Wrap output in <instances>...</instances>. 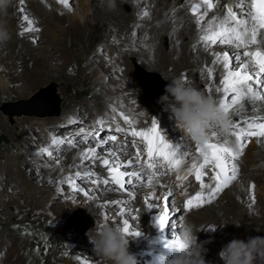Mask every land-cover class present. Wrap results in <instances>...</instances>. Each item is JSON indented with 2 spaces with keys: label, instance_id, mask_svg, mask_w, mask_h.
Listing matches in <instances>:
<instances>
[{
  "label": "rangeland",
  "instance_id": "1",
  "mask_svg": "<svg viewBox=\"0 0 264 264\" xmlns=\"http://www.w3.org/2000/svg\"><path fill=\"white\" fill-rule=\"evenodd\" d=\"M43 1L46 7H54L53 11L55 14L48 18L47 14L43 12L42 7L44 6L41 3L36 5L27 2L26 7L31 11L32 19L39 21L35 24L39 31L28 32L23 36L19 35V32L22 23L27 26L26 22L21 20L24 13H21L15 5L9 9L14 21L12 25L14 29L11 28L13 31L9 29L15 37L6 44L0 45V54L2 53L1 47H5L8 52L10 50L9 54L14 58L13 62H3L4 70L0 72L4 77H7L9 83L3 91L0 90V148L8 152L24 150L22 140L27 138V135L22 138L18 136L19 130H21L20 127L24 126L27 134L31 135L34 146L29 147V152L22 153L21 157L23 158L18 160L21 163L26 158H31L33 152L38 151L35 145L46 140L45 134L50 135V138L56 136L50 130L51 124H55L56 129L73 128L71 122L63 120L67 111L73 112L77 117V122L80 123L77 126V132L81 128L86 131L93 129L92 125L95 124L96 118L102 116V114L99 110L94 112V115L86 114L84 108L88 104L87 102L94 99L98 94H109L110 89L119 86L126 87V83L120 82V75L123 72L129 73L131 81L135 85L134 91L137 92L138 98L143 102H157V99L161 96L158 92L164 89L165 78H167V81L171 80L164 70L159 69V66V68L151 67L146 57L142 56L146 54V42L144 39L147 36V32L143 33V31L138 29V17L141 11L135 7L133 0H129L127 3L125 0H116V8L110 10L107 14L94 13L97 7L95 5L96 2L105 8L107 7V4L101 3L102 0H87L90 4V10L89 13L85 12V15H89V18L85 20L87 23L85 22L80 27H76V29L69 23V18L60 13L64 11V6L61 3L58 2L55 6L52 0ZM120 11L127 16L126 20L133 11H136L135 17L129 26H127L128 20L125 24L119 21ZM40 17H43L42 21H40ZM6 18L10 17L7 16ZM133 33H135V37ZM33 37L37 38V42L33 43ZM52 37L56 39H52ZM122 39L128 40L125 50L120 46ZM162 45L164 48L168 47L169 41L166 37L162 39ZM112 60L119 62L120 66L112 67ZM138 69L144 75L146 90H144V85L141 84V80L135 74ZM51 88L54 89L60 100L57 113L48 112L50 105L46 99V92L37 96L42 90ZM148 94L157 95L151 97ZM114 98V102L111 103L105 99L106 102L104 103L118 107L120 97L115 95ZM122 99L125 100L126 97ZM142 106L146 108L148 105L143 104ZM81 115L82 118L79 119ZM24 118H27V123L23 122L22 119ZM111 118L113 119V117L104 118L108 121L105 125L113 124ZM111 132L117 133L115 129ZM48 142L50 144V139ZM65 147L69 154L66 153L64 161L60 160L59 163H56V156H53L52 160L45 154L43 157L31 160L32 163L30 162V166L26 169V174L30 177V181L44 188V191L47 192L43 199L39 197L41 202L36 206H32L29 204V200H24L23 198H21V201H9L10 196L14 197L12 194L15 190L14 183L8 177L7 166L5 167L6 169L0 171V199L8 197L9 201L6 207L0 206V230L3 228L9 229L17 237L21 238L22 243L13 252L5 248L0 255V264H101L100 261L102 259L95 255L92 250L93 246L86 235L90 228H94L104 222L115 223L123 227V221L127 219L129 221V231H135L138 226L143 225L145 220L139 216H127L126 213L135 208L149 209L146 200L154 205L153 209H150V220L148 219L149 217L147 218L148 225L156 224L157 214L155 213H157L159 207L161 209L159 210L160 212L158 211V217L160 213V217L164 216L162 212L165 214L166 204H170L172 211L178 212V210H181L182 203L179 202V194L182 191L177 190L181 189L179 188L180 185L173 180L170 181L168 189H172L173 195L171 198L173 197L175 200L173 198L167 201L164 199L162 206L160 197L164 198L165 195H160V192L157 191L155 197L151 196L153 191L146 190L147 184L145 180L143 181V186H141L140 181H135L128 185L124 192L118 193L106 192L100 190V187L94 188L92 184L83 183L76 178L79 188L85 191L91 190L92 192L90 191L89 197H85L84 192L79 189L73 192L70 185L61 183V180L66 176L74 177V173L77 170L81 171L82 174L92 171L94 166L91 161H85L84 165L77 168L81 164L80 159L76 160V155L71 151V148H68L67 145ZM102 155L107 156L103 152ZM123 159L126 162L128 158L125 159L123 157ZM4 162L10 163L11 161L7 159ZM42 164H47V166L37 167V165ZM59 167L66 169L61 176L57 174ZM131 170L132 168L129 167L128 171ZM37 172H39V175H37ZM95 174L94 179L108 178V172L106 171ZM53 176L54 179L52 178ZM49 181H54V183ZM184 183H187L184 186L191 193H193V190L195 192L196 185L198 186L194 176H191ZM232 183H235V180ZM110 186L112 185L108 187ZM238 186V189H240V185ZM149 187H152L153 190L155 189L154 185ZM126 190L131 191L130 195H126ZM176 196L178 199H176ZM252 196H255L254 200ZM252 196H249L251 201L247 209L239 210L236 206H230V213L228 212L226 215L227 218L235 216L234 218L239 220V230L244 232L246 238L257 235L264 236V187L260 188L258 185L253 188ZM124 198L126 199V204L124 203ZM115 200L122 201V203L114 206L112 201ZM120 205H125V214L118 216L116 213L121 208ZM251 208L253 209L251 210ZM172 211L167 209V217L171 216L173 218L169 220L173 222L171 227L165 225L162 230L156 225L158 234L160 232L164 236L169 233L173 235V233L177 232V229L179 232L183 218H180L179 222L176 215L177 212ZM153 215L156 216L155 219ZM175 215L176 219L174 218ZM105 216L108 217V220L104 219ZM80 218H90V224L84 231L79 228L78 222ZM227 222H229L228 219ZM143 233L141 236L128 235L129 252L132 255L142 249L145 250L147 248L146 242L154 238L150 230H146ZM210 237L225 241L223 244L227 242L218 233H212ZM25 241L28 243L26 245L27 250L23 249ZM150 252L154 258L158 255H167L169 253L167 250ZM142 264L145 263L142 262Z\"/></svg>",
  "mask_w": 264,
  "mask_h": 264
},
{
  "label": "bare ground",
  "instance_id": "2",
  "mask_svg": "<svg viewBox=\"0 0 264 264\" xmlns=\"http://www.w3.org/2000/svg\"><path fill=\"white\" fill-rule=\"evenodd\" d=\"M52 1L54 2L55 6L58 2L61 3L60 0H52ZM133 1L135 4V7L137 9H140L141 13L145 10L149 12V17H145L142 20L139 19V23H138L139 25L138 29L143 31V33L147 32V36L144 39L146 42V45H145L146 54L142 56L146 57V60L149 63V65L151 67L159 66L160 68L159 67L158 68L164 70L165 73L171 79L173 77L181 76V74L183 73L186 76L185 81L187 83L199 88L206 95L211 96L214 99V101L217 103L219 97H218V94L215 92V88L220 86L219 81L220 79H222V75H221L222 68L219 66L216 67L213 71V75L211 78H209L208 72L206 69L207 67L212 66L213 60L215 59L213 55L214 53H219L222 55L223 51H229V49L225 45H215L206 50L203 47V45H200L198 43L199 36L202 35L203 33H201L198 30L197 25L195 23V19H196V15L202 14L206 9V5L203 4V0H133ZM27 2H31L32 4H36V5L37 3H41V5L44 6L42 7L43 12L47 14L48 18H51V15L55 14V12L53 11L54 7L53 6L46 7V5H44L43 0H24L23 5L20 4V0H14V5L18 8V10L21 7H23L25 9V13L31 19H32V16L30 13L31 11H29V9H27L28 7H26ZM211 2L213 3L215 7L211 11L208 12L207 16L204 17V20L201 22L202 27L206 28L208 26L207 22L211 20L213 17H218L222 19L226 15V8L224 7L225 5L233 6L234 11H237L239 15L240 10L234 7L235 3H237L238 0H211ZM250 3H251V0H245L246 5H250ZM102 4L106 5L107 4L106 0H104ZM196 4H199L201 7H200L199 12L194 15L191 11V8L193 5H196ZM61 5L64 6V11L60 13H63V15L69 18L68 19L69 23L75 29L76 27L78 28L82 24H84L86 22L85 21L86 18H89V15L87 16L85 15L86 13H89V10H90L89 9L90 4L88 3L87 0H68L67 7L63 3H61ZM95 5L97 7L95 8L94 13L107 14L110 11L107 7L105 8L104 6H101V4L97 2L95 3ZM249 10L250 9L248 7L244 9L245 12ZM135 14H136V11H133L129 15V18L127 19L128 20L127 26L130 25V22L135 17ZM11 15L12 14L9 12L8 16L10 18H6L8 27L10 29L13 28L12 25L14 24V21L12 20ZM40 18H41L40 21H42L43 17H40ZM126 18L127 16L122 14V12L120 11L119 21L125 24L127 23ZM245 18L247 19V17ZM123 23H122V26H123ZM213 27L215 28V25H213ZM261 31L264 32V30H261ZM13 37L15 36H13L12 34V39H14ZM164 37H166L169 41V45L167 48H164L162 45V39ZM54 38L55 37H52V39ZM127 41L128 40L126 39H122L120 41V46L124 50L126 49L128 45ZM252 47L254 48L256 46H252ZM259 47H261V49L264 50V43H261ZM1 50H2V53L0 54V72L4 70L3 62H8V61L13 62V59H14L12 58L13 56L9 54L10 50L8 52V50H6L5 47H1ZM111 65L112 67L120 66V63L117 62L116 60H112ZM120 82L126 83V87L119 86V87H116L117 89L116 88L110 89L109 94H98L94 99H91L90 101H88L87 102L88 104L84 108L85 113L90 114V115H94V112H96L97 110L101 112L102 116L96 118V121L98 119H102V118L107 119V118L115 116V119L111 118L113 120L112 121L113 124L111 125H103V126L97 125V124L92 125V128H97V129L101 127L104 128V130L101 132V136L104 139H107L111 135L117 136V143L110 142L109 145L105 146V150L103 151L100 148H97V152L99 154L102 155V152L107 154V149L109 148H111L113 151H118L121 147H126L127 152L124 155L125 159L135 155L136 149L131 146L132 138L130 136L125 137L123 133L114 134L111 132L112 130L116 128L117 125H119L120 127L128 128V125L125 124L122 116L120 115L121 113H123L129 117V119L133 122L132 126L135 127L137 130H143L146 127L150 128L151 127L150 121L153 118L157 119L159 126L161 128L162 134L165 135L166 138H171L172 140H179L180 143L185 146V149L190 152V154H193L199 158V153L196 152V142L192 141L182 130H180L172 121H170L168 114L162 110V107L160 104H158L155 101L143 102L142 100L138 98L139 95L137 94V92L134 91L135 85L134 83H132L129 73L123 72V74L120 75ZM8 85L9 83H8L7 77H4L0 73V90L3 91L4 88H6ZM209 86H211V88L213 89L211 93L207 91V88ZM115 95H118L120 97L118 107L116 106L114 107V105L111 106L110 104L104 103L106 102L105 99H107V101H110L111 103L114 102ZM123 97H126V99L125 100L122 99ZM143 104H147L148 106L144 108L142 106ZM258 104H259L258 111H253L250 107L246 105V111L239 115H235L230 112L229 113L230 120L233 122H239L245 118H251L254 116L264 117V101L258 102ZM113 108H115V113L113 112ZM81 118H82V115L79 117V119ZM76 119L77 117L74 115L73 112L67 111L66 116L64 117L63 120L70 122L71 120L77 121ZM22 120L25 123L27 121V118H24ZM261 122H264V121H257V123H261ZM71 124H73V128H69V129H63V128L56 129L55 128L56 125L51 124L50 130L54 132L56 137H59V138L67 137L70 134L73 138H76L75 134L77 133V130H78L77 126H79L80 123L76 122V123H71ZM20 128L21 130H19L18 136L22 138L24 135H27V138L22 140V143H23L22 146L24 147V150L8 152L0 148V171L6 169L5 167L7 166L8 177L11 178L14 183L15 190L12 192L14 197L10 196L9 201L11 200H14L15 202L18 200L21 201V198H23L24 200L25 199L29 200L30 201L29 204H31L32 206H36L41 202V199L39 197L43 199L47 195V192L44 191V188L36 184H33V182L30 181V177H28V175L26 174V169L28 168V166H30L29 163L31 162V160H35L36 158H38L34 155V153L38 152L42 147L49 146L48 140L50 139V135L45 134L46 140L44 142H39L35 145V148L38 149V151L33 152L31 158H26V160H23V162L21 163V162H18V160L23 158L21 157L22 153L29 152L28 151L29 147H33L34 145H33V140L31 138V135L29 133L27 134L26 128L24 126ZM213 131L217 132L218 134L216 139L212 137ZM231 131L232 130L230 129L228 132H225V131H222L219 127L213 126L209 130L208 141L211 143H223L225 140H227L229 141V144H231L235 140V137L231 135ZM126 138L129 141L128 145H124L123 143ZM76 139H78L81 142H79L76 147L71 148V151L76 155V160H79L80 154L85 150V148L95 147L96 141L93 140L91 143L85 144L82 142L83 141L82 136ZM256 139L257 138L255 137L248 138L244 153L240 156L238 161H236L239 171H238L237 178L235 179V183L231 182L227 186V188H225L223 191L218 193L216 196V199L211 204H205L204 206L200 208H191V209L185 208L184 207L185 202L189 199V197L194 196L197 191H201L199 187V181H197L198 183H196L198 184V186L196 185L195 192L193 190V193H191L190 191H188L189 189L186 190L185 188L186 186H184L185 184L187 185V183L177 181L174 174L171 176L164 177L162 179L161 183L165 184V187L163 188L154 183L153 184L155 188L154 190L152 189V187H149L150 185L147 184V180L145 179V182L147 184L146 190L149 189V191H156V192L159 191L160 195L162 194L165 195L168 190V187L170 186V181L173 180L175 181L176 184L179 183L178 185H180V187L179 186L178 187L181 189H177V190H180L182 192L181 193L176 192V193H180L179 202L182 203V207L180 208L181 210H178V212L176 211L177 212L176 215L178 216L179 222H180V218H183V221L185 218H187L188 220L192 221L195 225L198 226V228L200 229L199 232L197 233L199 240H205V239L211 238L210 235L212 233L220 234V236L226 239L227 242L233 238L246 239L244 232L242 230H239V227H236L235 225L231 224L233 222L240 223L239 220H237V218H234L235 216L231 218H227L226 215L230 211V206L231 207L236 206V208H239V210L247 209L251 201V199H249V196H252L253 188H255L258 185L260 186V188L264 187V143H257ZM261 140H264V137H262ZM62 147L66 148L65 146H62ZM205 151H209V150L205 149ZM68 152L69 151L66 150V151H62L59 153V158L61 161H64L66 153L69 154ZM7 159L11 162L5 163L4 161ZM51 159L53 160V158ZM55 162L54 164L56 165L57 162L56 163ZM189 164H190V161H189ZM93 166L94 168L92 171L95 173L99 174L105 171L107 172V169L101 164H99V162L93 164ZM64 170L66 169L63 167L62 168L59 167L57 170L58 172L57 174L61 176L62 173L65 172ZM191 176L195 177L194 174H192ZM66 177H69V176H66ZM52 178L54 179V176ZM102 178L105 179L104 177ZM204 182L206 184L209 183L208 175L204 177ZM85 183L91 184L90 182H85ZM238 185H240V189H238L239 187ZM251 185H254L255 187H250ZM99 187H100V190H103L106 192H118V193L124 192V191L112 190L113 186L108 187L104 185H99ZM256 189H259V188H256ZM130 192L131 191L126 190V195H128ZM176 199H178L177 196H176ZM125 200L126 199L124 198V203L126 202ZM9 201H8V197L4 199L3 198L0 199V206L6 207ZM160 203L162 206V204L164 203L163 197H160ZM120 207L124 208L125 205L124 206L120 205ZM150 209H153V208H149L147 210L146 208L145 209L135 208L134 210H131L130 212L126 213L127 216H135V217L139 216L145 220L143 225L138 226L135 230L139 232L138 236L143 235L144 234L143 232L146 230H150L154 235V238L146 242L147 248L145 250L142 249L140 250V252L133 254L136 264L138 262L139 264H142V262L145 264H155L154 256H152L150 251H159V252L163 250L169 251L168 249L164 247V240L172 239L178 234V231L173 233V235L172 233H169L164 236L160 234V232L158 234V227H156V224L152 223L148 225V222H147L148 217H149L148 219L150 220ZM160 209L161 208L159 207V210ZM252 209L253 208H251V210ZM159 210H157V213H155L157 214V217L160 212ZM168 211H172V210L168 208ZM172 212H175V211H172ZM162 215H165L164 212H162ZM176 215L174 217L175 219H176ZM155 218L156 216L154 217V219ZM167 218L168 220L173 219L171 216H168ZM227 219L229 220L228 222L229 224L222 226L221 222L227 221ZM172 223L173 222H171L168 225L171 227ZM0 236H1L0 255L4 252L3 250L5 248H8L7 250H9L10 252H13V250H16L22 244L21 238L17 237L9 229H6V228L1 229ZM211 240H212L211 243L205 245V247L208 249L205 255V259L206 261L211 262V264H223V262L219 259L218 252L220 251L225 241L223 242V241H219L217 239H212V238ZM26 245H28V243L25 241L24 246H23L24 247L23 249L25 250H27ZM80 256L78 257L80 258ZM100 262L101 264H104L103 260Z\"/></svg>",
  "mask_w": 264,
  "mask_h": 264
},
{
  "label": "snow or ice",
  "instance_id": "3",
  "mask_svg": "<svg viewBox=\"0 0 264 264\" xmlns=\"http://www.w3.org/2000/svg\"><path fill=\"white\" fill-rule=\"evenodd\" d=\"M66 7L68 0H60ZM24 0H20L23 5ZM206 5L205 11L196 15L195 23L198 30L203 33L199 36L198 43L203 45L207 50L215 45H225L229 51H223L222 55L214 53L215 59L211 67H207L209 78L212 77L213 71L216 67L222 68V79L219 81V87L215 88L218 94V106L229 115L233 113L239 115L246 111V105L253 111H258V102L264 101V50L259 47L264 43V0H251L250 5L245 4V0H238L234 7L239 9L234 11L233 6L225 5L226 15L220 19L213 17L207 22V27H202L201 22L204 17L208 15L215 6L211 0H203ZM200 5H193L191 8L192 13L195 15L200 10ZM248 7L250 10L245 12L244 9ZM21 13H25V9H19ZM149 17L147 10L139 15V19ZM247 17V19L245 18ZM22 22H26L27 26L21 24L19 35L23 36L28 32H38L39 28L35 27L36 21L31 19L26 13L22 16ZM215 25V28L213 27ZM139 26V25H138ZM135 37V33H133ZM259 37V39H258ZM33 43L37 42V38L33 37ZM256 46V47H252ZM196 47V46H194ZM231 53V54H230ZM181 76L186 80V76L182 73ZM211 93L213 89L211 86L207 88ZM115 113V108H113ZM128 125V128L116 126L115 132L123 133L125 137H131V146L136 149L135 155L128 157L124 162V155L127 152L126 147H121L118 151H113L111 148L107 149V157L99 154L97 148L102 151L109 143H117V136L111 135L107 139L101 136L103 127L97 129L93 128L91 131H86L81 128L75 134L76 138L83 137V143L89 144L93 140L96 141L95 147H88L80 154L81 164L84 165L85 161H91L93 164L99 162L107 169L108 178L93 179L96 176L95 172L87 171L83 174L77 170L73 176L64 177L61 183H67L72 188L73 192L77 189L84 192L85 197H89L90 191H85L79 188L77 179L83 182H90L94 188L99 185L109 186L112 185L114 191H124L129 184L135 181H140L143 186V181L146 179L148 185H159L165 187L161 183L162 179L167 176L175 175L177 181H188L189 177L194 174L195 180L199 181L201 191H197L194 196L189 197L185 202L184 207L187 209L200 208L205 204H211L218 193L223 191L227 186L237 178L238 166L236 161L244 153L248 138L255 137L257 143H264L261 140L264 137V122L257 123V121H264V117L254 116L245 118L239 122L229 121V125L225 132L230 129L231 135L235 137L233 143L225 140L223 143H211L208 140L202 146L196 142V152L199 153V158L185 149V146L179 140H172L166 138L162 134L158 120L153 118L150 123V128L137 130L132 126V121L123 113L120 114ZM115 119V116H113ZM71 123L77 121L71 120ZM108 121L105 119H98L95 121L97 125H105ZM219 127L218 125H215ZM217 132H212V137L217 138ZM73 138L71 134L67 137L59 138L53 136L50 138V144L47 147H42L38 152L34 153L36 157H43L45 154L52 158L56 156V162H60L59 153L66 151L62 146L67 145L68 148H74L81 141ZM124 145H128L129 141L126 138ZM208 149L209 151H205ZM190 161V164H189ZM47 164L37 165V167H46ZM131 167L132 170L128 171ZM138 169V170H137ZM39 175V172H37ZM209 176V183L204 182V177ZM54 183V181H49ZM250 187H255L251 185ZM130 195V193H129ZM156 191L151 193L155 197ZM173 195L172 190L169 188L164 196L167 201ZM254 200V197H253ZM148 207L152 208L153 204L146 200ZM122 201L115 200L112 204L115 206L121 204ZM165 215L157 217L156 225L160 229H164L165 225L171 222L167 218V209L170 204L165 205ZM125 209L119 208L116 215H124ZM108 220V217H104ZM123 230L127 235H139L138 231H129V221H123ZM178 231V229H177ZM178 243V236L172 239L164 240V247L167 249L171 245Z\"/></svg>",
  "mask_w": 264,
  "mask_h": 264
},
{
  "label": "clouds",
  "instance_id": "4",
  "mask_svg": "<svg viewBox=\"0 0 264 264\" xmlns=\"http://www.w3.org/2000/svg\"><path fill=\"white\" fill-rule=\"evenodd\" d=\"M104 0H102V3ZM109 10L116 8V0H106ZM14 6V0H0V45L12 39V33L5 17ZM164 85V91L157 99L162 110L180 130L192 141L202 146L209 139V130L218 125L222 131L227 130L230 117L199 88L190 85L182 76L173 77ZM229 224L222 221L221 225ZM236 227L240 223H231ZM199 228L187 218L182 222L178 243L169 246L170 256L158 255L155 264H211L206 261L208 249L205 245L211 238L199 240ZM86 235L92 244V250L104 264H136L133 255L128 251L129 239L122 226L104 222L90 228ZM223 264H264V236H249L246 239L233 238L223 244L218 252Z\"/></svg>",
  "mask_w": 264,
  "mask_h": 264
},
{
  "label": "water",
  "instance_id": "5",
  "mask_svg": "<svg viewBox=\"0 0 264 264\" xmlns=\"http://www.w3.org/2000/svg\"><path fill=\"white\" fill-rule=\"evenodd\" d=\"M125 1L127 3L129 0H125ZM135 74L141 80V84L144 85V87H143L144 90H146L147 86H146V83H145L146 81L144 79L143 73L140 71V69H138V70H136ZM163 91H164V89H161V91H159L158 94H162ZM43 92H46V94L48 95V96L46 95L47 102L50 105V110L48 112L57 113L58 110H59V102H60V100H59L58 96L56 95L54 89L51 88V89H48V90L47 89L46 90H42L39 94H37V96H40L41 94H43ZM155 95H157V94H148V96H151V97L155 96ZM78 224H79V228L82 231H84L90 224V218H85V219L84 218H80Z\"/></svg>",
  "mask_w": 264,
  "mask_h": 264
}]
</instances>
